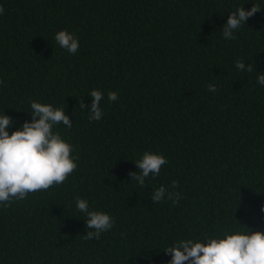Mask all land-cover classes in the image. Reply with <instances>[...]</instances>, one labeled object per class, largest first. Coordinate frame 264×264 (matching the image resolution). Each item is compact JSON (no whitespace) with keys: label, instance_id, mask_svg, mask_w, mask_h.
Returning a JSON list of instances; mask_svg holds the SVG:
<instances>
[{"label":"trees","instance_id":"16d2710c","mask_svg":"<svg viewBox=\"0 0 264 264\" xmlns=\"http://www.w3.org/2000/svg\"><path fill=\"white\" fill-rule=\"evenodd\" d=\"M253 3L264 9V0H0V115L16 122L7 131L31 122L30 101L65 108L73 127L54 131L80 157L62 185L0 206V264H166L178 240L233 225L264 231V10L236 40L221 28ZM64 29L79 39L75 55L54 39ZM94 88L104 114L90 123L79 102L90 106ZM145 151L168 163L140 187L128 173ZM173 180L179 203L153 204ZM77 196L115 218L99 240L82 238Z\"/></svg>","mask_w":264,"mask_h":264},{"label":"clouds","instance_id":"9594fccd","mask_svg":"<svg viewBox=\"0 0 264 264\" xmlns=\"http://www.w3.org/2000/svg\"><path fill=\"white\" fill-rule=\"evenodd\" d=\"M262 10L259 4L253 3L250 10H245L241 5L231 11L227 22L221 27L222 37L225 40H236L234 33ZM3 13L4 8L0 5V15ZM54 39L61 49L71 55H75L80 48L78 37L67 29L56 32ZM234 63L238 71L251 73L254 70L252 64L246 66L243 60ZM257 83L264 87V73L257 72ZM2 84L4 81L0 80ZM207 90L214 94L217 92L213 84H209ZM89 96L92 98L91 105L86 106L81 101L80 108L88 109L90 123L100 121L104 114L101 107L104 93L94 88ZM118 99V92H108L109 102ZM30 107L31 122H23L11 135L7 129L16 122L9 115H0V206L4 208L14 201L26 199L29 194L62 185L78 169L80 157L73 155V144L66 141L59 131H54L61 124L67 129L73 127V120L65 114V108L35 100L30 101ZM133 162L138 171H130L128 175L131 181L145 187L146 179L158 176L168 160L163 154L145 151L140 159ZM178 187L179 183L175 180L169 186L161 185L151 195L152 203L168 199L177 205L182 198V194L175 191ZM74 199L76 209L86 217L84 221L87 231L82 235L84 240H99L102 233L115 226V218L109 213L90 209L87 199L79 196ZM261 211L264 212V207ZM164 253L171 256L166 264H264V231L248 227L241 230L233 225L231 231L226 228L220 235L205 234L202 239L178 240L166 247Z\"/></svg>","mask_w":264,"mask_h":264}]
</instances>
